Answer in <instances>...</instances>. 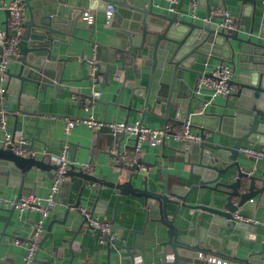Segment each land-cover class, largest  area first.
<instances>
[{
    "label": "water",
    "instance_id": "95a60500",
    "mask_svg": "<svg viewBox=\"0 0 264 264\" xmlns=\"http://www.w3.org/2000/svg\"><path fill=\"white\" fill-rule=\"evenodd\" d=\"M88 1L90 9L103 11L108 4L113 7L112 16L103 25L104 28L113 31L110 39L112 47L109 48L108 54H104L105 47L97 44L95 58L100 62L97 63L93 74L89 73L88 77H92L95 84H98L99 77L103 76L105 83H101V86L108 85L111 78L118 76L116 72H109L110 64L116 61L124 68L131 66L137 78L143 76L142 71L147 70L149 73L145 89L141 85L130 88L134 95L143 98L141 116L152 114L156 105L163 99L159 96L163 89H166L167 105L170 103L172 93H176L177 106H181L182 99H187L184 119L175 122L183 124L188 121L199 133L200 150L196 159L191 162L199 178L186 189L173 187V190L169 191L166 184L162 190L149 189L145 184L143 187H133L130 183L114 186L110 181L99 179L82 168L76 169L73 164L67 169L66 177H75L74 188L79 184L80 192L85 186L82 185V180L87 179L97 188L98 183L104 182L108 186L118 188L122 193L142 198L146 218H156L166 229V239L161 243L164 249L158 255L161 261L156 264H215L192 256V253L198 252L205 256L215 255L233 259L220 251L221 240L217 238V234L219 231L229 233L239 229L245 232L246 237L249 234L246 230L252 223L234 222L232 214L238 208L252 206L258 196L264 197V179L238 169L239 163L236 159L244 143L264 147V5L259 17L258 0H234L237 5L236 15L234 8L228 10L226 0H214L219 2L218 5H213L212 0H178L173 12L169 14L156 11L153 8L154 0ZM185 2L188 3L190 11L194 9L192 5L194 2L197 7L205 8L206 13L201 22L181 14ZM65 4V0H24L27 17L23 21L22 32L17 36V50L9 54H4L3 47L13 33L8 26L9 10L5 9L3 20L5 38L4 43L0 44V61L6 59L7 68L4 71L5 91L0 96V102L5 106L3 105L0 111L9 110L10 105L14 104L16 112L33 113L38 118L43 114H52L40 109L46 100L47 90L54 89L57 92L61 89L62 82L70 80L64 77L66 59L59 55L60 46L69 45L71 41L64 42L61 36L68 35L88 42L75 34L79 27L75 19H70L69 15L65 14L64 10H70ZM216 8H220L222 12H215ZM223 11H228V15L232 17V28L227 27V16ZM257 17L258 31L255 30ZM253 35L258 39H252ZM201 57L214 59L218 64L228 63L232 69L233 78L229 80V85L236 89L225 96L226 101L221 105L225 110L222 112L192 109L193 100L198 103L206 101L198 96L196 83L192 87L186 85L183 77L188 72L202 75L192 67ZM155 86L156 89L161 88L158 89L157 97ZM80 96L88 98L87 107L98 100L91 94ZM231 96H234L236 101L232 106L233 111L228 112V98ZM149 100L152 101L151 105H148ZM80 103L81 100H78L79 105ZM148 106L151 113L147 112ZM139 123L143 125L141 119ZM10 134L8 143L4 144L3 141L0 143V174L11 170L25 176L32 166H40L39 161L35 157H24L14 152L11 144L16 136L15 130ZM213 136L222 139L214 142ZM123 137L124 135H121L116 144L109 147V150L115 149L114 155L119 160L125 151L120 146ZM133 141V145L124 146L128 151L136 150L137 137H134ZM26 147L32 149L28 143ZM227 158L231 163L226 162ZM140 164H143V161L138 157L130 165L121 162L118 165L127 166L135 171L139 169ZM232 166L236 167L237 174L227 182V171ZM55 167L56 165L54 169ZM66 183L65 180L59 187L58 194ZM199 187L210 188L217 193L210 205L186 203L187 195ZM19 198L18 193L15 200ZM78 204L79 195L69 208L77 207ZM169 204H175L176 211L180 205L206 211L210 214L208 225H199L201 214L198 213L193 226H176L172 220L173 215L168 211ZM5 210L8 211L9 217L14 212L13 207ZM120 228L122 229L113 223L108 234H102L99 229H90L95 232L96 241L102 239L109 246L114 244L118 248H125L134 260V254L131 252L134 245H125L121 243L119 237L115 238ZM37 251L35 264L40 262L48 264L50 260L40 261L37 258ZM168 256H171V259H168ZM233 260H238L241 264L258 262L256 255L251 254L247 259Z\"/></svg>",
    "mask_w": 264,
    "mask_h": 264
},
{
    "label": "crops",
    "instance_id": "0c3cea01",
    "mask_svg": "<svg viewBox=\"0 0 264 264\" xmlns=\"http://www.w3.org/2000/svg\"><path fill=\"white\" fill-rule=\"evenodd\" d=\"M8 0H0V29L5 30L3 20L5 18V9ZM228 10L234 8L236 15L237 5L234 0H226ZM65 7L69 11L65 14L70 19L76 20L79 29L75 34L83 39L71 38L68 35H62L61 39L71 41L69 45H61L60 57H65L67 66L64 71V77L70 80L62 82L61 89L55 92L54 89H48L46 100L41 104L40 109L52 114L40 115L38 118L33 113H20L15 111V105L11 104L6 112V129L9 133L15 130L16 136L23 135L27 137L28 144L39 153L35 159L39 161L40 166H32L27 175H20L11 170L0 174V197L6 199H15L17 194L20 197L27 193H34L36 196H45L50 192L52 172L54 161L50 157L43 156V152L57 156L66 146L68 160L76 169H83L99 179L110 181L114 186L130 183L133 187H143L152 190H162L167 185L168 190L173 187L188 188L197 182L199 176L195 173L191 162H193L200 150V142H194L184 145L181 141L167 138L159 145L152 146L147 141L139 142L138 157L143 161L139 169L132 171L127 166L115 167L120 163L119 158L114 155L109 147L116 144V140L121 135L114 137L109 130L104 128L99 131L97 137L86 125L76 124L68 132L65 131L66 118L75 119L85 115H94L107 121H127L129 123L140 121L148 127H163L165 125H180L175 121L183 120L187 99H182L181 106H177L176 93L171 94L170 103H165L166 89L159 93L155 86V96L163 99L156 105L152 114L141 116L143 98L134 95L131 91L133 86H145L148 81V71H142L143 76L137 78L131 66L124 68L120 66L119 61L110 64L109 72L119 73L120 78H111L108 85H102L103 76L99 77L100 83L95 84L94 79L88 77L89 67L88 58H95V48L97 44L105 47L104 54L109 53L112 47V30L103 27L105 23L104 10L93 9L95 11V22L92 25H85L79 20L80 13L85 9H90L88 0H65ZM213 5H218V1L212 0ZM175 6V3H171ZM167 0H154L153 8L161 13H171V5ZM264 2L258 0L259 17L263 11ZM193 12L198 15L195 20L201 22L205 16V8L195 7ZM26 17L27 11L25 9ZM192 11L189 10L188 3L185 2L181 9V14L191 17ZM256 18L255 30L259 22ZM192 18V17H191ZM82 29V30H80ZM240 32L241 29H240ZM241 34V33H240ZM252 39H258L256 35ZM91 41V42H89ZM218 65V61L201 57L192 66L200 73H207L211 68ZM198 74L188 72L184 74L183 80L186 85L193 86ZM233 78V75L231 76ZM105 83V82H104ZM103 83V84H104ZM0 87H5V80L0 79ZM99 91L97 101L87 107L88 98L81 97L80 94L90 95L91 88ZM231 85V92L235 91ZM142 92V91H141ZM41 95V93H40ZM8 98L9 96L6 95ZM205 103H198L193 100L192 109L210 112H222L225 109L221 107L226 101V97L221 95L213 96L211 91L201 90L198 94ZM78 100H81L80 105ZM236 98H228V112H232ZM152 101H148L151 105ZM4 105V104H3ZM0 102V109L3 108ZM5 106V105H4ZM128 107V108H127ZM168 107V108H167ZM6 108V107H5ZM139 109V110H135ZM150 112V107H147ZM142 117V118H141ZM38 119V121H37ZM194 132H197L192 128ZM3 132L0 130V143L3 141ZM31 137H36L32 139ZM222 137L213 136V141L218 142ZM32 140V141H31ZM228 142H231L228 140ZM132 137L124 136L120 146L124 153L128 151L124 146L133 145ZM243 145L257 146L256 144L244 143ZM111 149V148H110ZM240 170L255 175L259 179H264V160L254 161L239 151L236 158ZM227 163L231 160L227 158ZM133 162L127 163L130 165ZM41 166H44L42 168ZM236 167H230L227 171V182L236 177ZM74 178L66 177L67 183L61 193L56 194V204L51 209L49 217L45 221V231L38 245L37 258L40 261H49L48 264H156L161 261L158 256L164 249L162 241L166 239V229L156 218H146L142 198L133 196L129 193H122L114 186H108L104 182L95 184L87 179L82 180L84 188L78 191V185L74 188ZM230 179V180H229ZM225 180V179H224ZM260 184L261 182H257ZM97 184V183H96ZM217 193L210 188L193 189L186 198V203L190 205H210L212 198ZM79 195V204L77 207L69 208ZM175 198V197H174ZM260 198V199H259ZM254 204L250 207L239 208L240 212L254 218L257 223L251 224L246 230L249 234L245 237V232L234 229L229 233L219 231L217 238L221 240L220 251L223 255L233 259L246 258L249 254L256 255L258 262H248V264H264V197L255 198ZM80 207L89 209L93 215L122 227L120 232L116 233L115 238L119 237L121 243L125 245H134L131 252L134 254V260L130 257L127 249L118 248L116 245L110 246L106 242L95 240V232L84 223V217ZM5 208L0 206V264H22V257L25 251V245L32 233V226L38 217L36 211H24L21 215L16 210L10 215ZM175 204L168 205L169 214L173 215V222L176 226L191 227L194 225L196 216L200 213L199 225L207 226L210 214L201 211L196 207H186L180 205L175 210ZM47 227L49 230L47 231ZM46 233V234H45ZM19 243H15V239ZM220 257V256H219ZM221 258V257H220ZM171 259V256H168ZM233 264H241L238 260L223 258ZM134 261V262H133ZM38 264H42L41 262Z\"/></svg>",
    "mask_w": 264,
    "mask_h": 264
},
{
    "label": "built area",
    "instance_id": "2783aa9c",
    "mask_svg": "<svg viewBox=\"0 0 264 264\" xmlns=\"http://www.w3.org/2000/svg\"><path fill=\"white\" fill-rule=\"evenodd\" d=\"M170 4L177 3L178 0H167ZM264 2V0H262ZM193 7H196V3L194 2ZM6 8L9 10V18H8V26L12 31V36L7 40V44L3 47L4 54H9L16 52V42L17 36L23 30V21L26 18L24 0H8L6 4ZM170 10H174V6L171 4L169 6ZM194 10V9H193ZM215 12H222L220 8H216ZM113 13L112 5H106L104 9V18L107 21ZM223 13L227 16V27H233V19L230 15H228V11H223ZM95 11L93 9H85L79 15V20L82 21L85 25H92L95 22ZM192 18H198V15L192 11ZM5 38V30L0 29V44L4 43ZM87 64L89 67V73L93 74L94 70L97 67V60L93 57L87 59ZM7 68V60L2 59L0 61V79L4 81L6 79L4 75V71ZM232 69L228 63L218 64L217 66L211 68L207 73H202L201 76L198 77L196 81L197 91L200 93L201 90L211 91L212 95H221L227 96L231 92V85H229V80L232 78ZM116 78H120V74ZM5 91V87H0V96ZM91 96L97 98L99 95V91L95 88H91ZM6 112L4 110L0 111V130L3 132V142L8 143L11 137V134L6 129ZM83 124L86 125L87 128L92 132L94 137H97L99 131L104 128L109 130V133L117 137L119 135H124L127 137H137L138 144L136 150L133 152V155L130 153H124L120 157V162L122 164H127L129 162H133L138 158V149L139 142L147 141L150 145L156 146L164 142L167 138H171L173 140L181 141L184 145H189L194 142H200V136L198 132H194L192 127L188 121L180 125H165L163 127H148L145 125H141L139 121H135L132 123L125 121H107L104 119H100L92 114L76 117L75 119L66 118L65 122V131L68 132L74 125ZM28 143L27 137L23 135L15 136L14 142L11 144L12 149L17 154L24 157H36L39 153L35 149H31L26 147ZM247 157L253 159L254 161L264 160V148H259L256 146L243 145L239 149ZM68 150L66 146L62 149V151L57 156H51V154L43 152V156L50 157L52 161H54L56 167L53 170V176L51 180L50 192L41 197L36 196L34 193H27L21 196L18 200L15 199H6L0 197V206L3 207H13L14 210L17 211L19 215H21L24 211H36L38 213V217L35 220L32 226V233L25 245V251L22 257V264H35L34 258L36 251L38 249V245L40 239L43 236L45 231V221L49 217L51 209L56 204V194L58 192L59 187L66 180V171L69 168L70 164H72L68 160L67 156ZM119 165L115 167L116 171H119ZM140 167V165H139ZM80 211L84 217V223L90 227L99 229L102 234H108L110 231V224L107 221L100 219L98 216L92 214V212L85 208L80 207ZM234 222H246V223H254L257 221L240 212L238 208L232 214ZM15 243H19V239H15ZM100 242H103L100 239ZM192 256L199 260H206L207 262H212L215 264H233L224 260L215 255H202L200 252L192 253Z\"/></svg>",
    "mask_w": 264,
    "mask_h": 264
}]
</instances>
